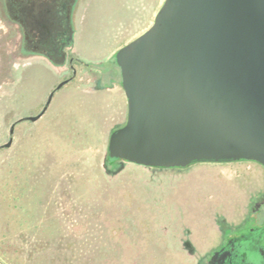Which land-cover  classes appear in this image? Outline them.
<instances>
[{
    "label": "rangeland",
    "instance_id": "1",
    "mask_svg": "<svg viewBox=\"0 0 264 264\" xmlns=\"http://www.w3.org/2000/svg\"><path fill=\"white\" fill-rule=\"evenodd\" d=\"M162 2L84 0L62 66L20 54L18 25L0 19V254L9 264H196L263 189L254 160L106 166L127 98L105 76Z\"/></svg>",
    "mask_w": 264,
    "mask_h": 264
},
{
    "label": "water",
    "instance_id": "2",
    "mask_svg": "<svg viewBox=\"0 0 264 264\" xmlns=\"http://www.w3.org/2000/svg\"><path fill=\"white\" fill-rule=\"evenodd\" d=\"M113 56L127 115L106 162L264 165V0H163Z\"/></svg>",
    "mask_w": 264,
    "mask_h": 264
},
{
    "label": "flooded vegetation",
    "instance_id": "3",
    "mask_svg": "<svg viewBox=\"0 0 264 264\" xmlns=\"http://www.w3.org/2000/svg\"><path fill=\"white\" fill-rule=\"evenodd\" d=\"M83 1L0 0V19L6 17L18 25L20 54L43 55L50 61H61V64L55 65L62 66L73 59L70 49L76 33L75 17ZM101 71L106 74L103 69ZM105 77L114 79L113 71H108ZM250 160L254 159L241 158L227 162ZM118 162L114 160L107 164L113 170ZM190 165L170 167L184 169ZM221 227L214 244L199 252L196 264H264V187L254 193L244 216L236 222L223 223ZM185 244L189 245V241H185Z\"/></svg>",
    "mask_w": 264,
    "mask_h": 264
},
{
    "label": "trees",
    "instance_id": "4",
    "mask_svg": "<svg viewBox=\"0 0 264 264\" xmlns=\"http://www.w3.org/2000/svg\"><path fill=\"white\" fill-rule=\"evenodd\" d=\"M114 60V56L112 57V61ZM52 61V63H54V64H61L62 62L61 61H58V60H55V59H52L51 60ZM114 62H115V60H114ZM116 63V62H115ZM97 66H99L100 67V64L99 63H97L96 64ZM118 66V65H117ZM119 70H120V67L118 66V71H117V69H114V70H112L113 71V78H115V79H117L120 83H121V73L119 72ZM101 82L102 81H100L99 82V86H101ZM117 161V160H116ZM119 162H118V167H116L115 169H113V170H111L109 167H108V162H106V166L113 172V171H116L118 168H120L122 165H121V163H122V161L121 160H118Z\"/></svg>",
    "mask_w": 264,
    "mask_h": 264
},
{
    "label": "crops",
    "instance_id": "5",
    "mask_svg": "<svg viewBox=\"0 0 264 264\" xmlns=\"http://www.w3.org/2000/svg\"><path fill=\"white\" fill-rule=\"evenodd\" d=\"M0 264H9L7 261H5V259L1 254H0Z\"/></svg>",
    "mask_w": 264,
    "mask_h": 264
}]
</instances>
